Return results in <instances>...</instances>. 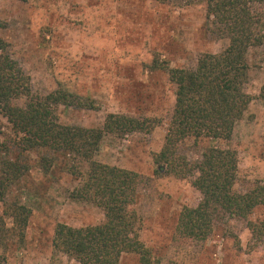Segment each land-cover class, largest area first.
Masks as SVG:
<instances>
[{
  "label": "rangeland",
  "instance_id": "rangeland-1",
  "mask_svg": "<svg viewBox=\"0 0 264 264\" xmlns=\"http://www.w3.org/2000/svg\"><path fill=\"white\" fill-rule=\"evenodd\" d=\"M205 13L203 0H0V38L29 76L34 94L61 88L75 95L74 104L55 106L59 123L100 128L108 113L155 121L149 133L105 134L94 160L140 176L132 208L139 238L158 264H264V238L252 237L245 219L217 221L205 239L180 236L179 212L184 206L196 207L202 198L191 184L194 173L178 178L153 162L175 99V86L162 66L193 68L200 54L219 52L228 44L204 29ZM247 61L244 91L251 101L231 138L198 144L187 140L180 146L190 162L210 145L234 150V189L241 192L264 180V101L258 96L264 81V41L249 49ZM0 122L4 138L13 137L1 113ZM41 153L53 159L47 172ZM18 155L29 168L9 187L6 204L18 201L31 213L20 238L10 229L0 202L8 229L0 238L4 264H81L55 250L52 239L57 223L83 227L104 221L98 206L71 196L87 164L61 151L12 148L11 158ZM263 218V207L248 216L250 221ZM119 264L141 263L138 254L123 253Z\"/></svg>",
  "mask_w": 264,
  "mask_h": 264
},
{
  "label": "trees",
  "instance_id": "trees-1",
  "mask_svg": "<svg viewBox=\"0 0 264 264\" xmlns=\"http://www.w3.org/2000/svg\"><path fill=\"white\" fill-rule=\"evenodd\" d=\"M26 1V0H20ZM204 29L228 44L216 53H202L193 68H162L175 86V99L162 147L153 154L159 170L178 178L194 173L191 184L202 195L196 207L184 206L178 215L180 236L205 239L213 224L228 218L246 220L252 237L264 238V218L248 220L257 207L264 208V180L236 191L237 154L232 149L207 146L195 162L180 153L187 140H228L234 125L242 119L251 97L244 91L248 79L247 53L264 41V0H203ZM74 94L58 88L45 95L34 94L30 78L11 57L7 43L0 38V113L14 136L4 138L0 122V202L3 216L11 220V230L22 238L31 210L16 201L6 204V194L28 170V165L11 158L12 148L22 152L41 149L53 154H75L87 164L82 182L71 194L98 206L104 221L97 225L73 227L57 223L52 246L81 264H119L123 253L139 255L141 264H158L140 240L137 216L132 208L138 192V173L94 160L105 134L123 136L131 132L149 133L151 118L108 113L100 128L64 125L58 122L55 106L74 104ZM264 101V81L259 89ZM21 101V104L18 103ZM53 159L40 155L44 171ZM72 172H74L72 170ZM158 172V170L156 171ZM0 216V238L7 231ZM0 256V264H4Z\"/></svg>",
  "mask_w": 264,
  "mask_h": 264
}]
</instances>
